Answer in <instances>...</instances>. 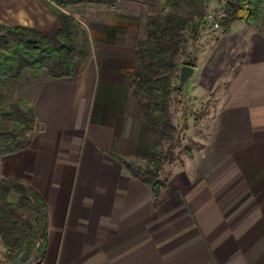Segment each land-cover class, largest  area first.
I'll return each mask as SVG.
<instances>
[{
	"label": "crops",
	"instance_id": "obj_1",
	"mask_svg": "<svg viewBox=\"0 0 264 264\" xmlns=\"http://www.w3.org/2000/svg\"><path fill=\"white\" fill-rule=\"evenodd\" d=\"M166 3L62 8L88 32L90 56L76 75L42 76L28 145L0 155V176L46 200L42 264H264V0L259 24L214 25L198 51L186 83L201 74L198 95L220 92L204 152L171 171L158 197L114 155L141 121L129 84L144 18ZM53 4L16 1L13 15L0 6V22L38 28L56 42Z\"/></svg>",
	"mask_w": 264,
	"mask_h": 264
},
{
	"label": "trees",
	"instance_id": "obj_2",
	"mask_svg": "<svg viewBox=\"0 0 264 264\" xmlns=\"http://www.w3.org/2000/svg\"><path fill=\"white\" fill-rule=\"evenodd\" d=\"M60 27L59 44L40 29L22 24L2 26L0 35V77L16 81L26 69L54 77L72 76L80 72L90 56L91 44L86 29L64 11L74 3L100 5L118 0H51ZM226 16L220 22L228 27L237 20L247 19L259 24L263 0H219ZM208 21V0H167L158 13L144 18V34L138 38L135 65L130 88L140 106V119L152 131L144 165H134L114 154L130 171L146 182L155 197L166 186L161 169L166 153L178 143V128L172 120L170 103L177 70L190 60L179 62L185 43V31L191 29L193 41L200 36ZM6 107L7 110L2 111ZM0 155L14 153L29 143L28 131L35 125L34 106L23 98L6 94L0 88ZM165 141L168 145L164 149ZM48 233L47 203L37 189L7 176L0 177V235L11 264H28L31 258L41 261L46 250ZM38 263V262H37Z\"/></svg>",
	"mask_w": 264,
	"mask_h": 264
},
{
	"label": "rangeland",
	"instance_id": "obj_3",
	"mask_svg": "<svg viewBox=\"0 0 264 264\" xmlns=\"http://www.w3.org/2000/svg\"><path fill=\"white\" fill-rule=\"evenodd\" d=\"M16 1L22 0H0V6L3 8V14L13 15L15 12L14 4ZM215 0H209L210 6L208 9V21L205 27H203V33L195 41L192 40L191 29L188 28L185 31V43L183 52L180 56L179 62L184 60H190L195 65L198 62V51L201 47H207L208 42L214 31V22L218 18V14L222 11V5L216 4ZM79 22V21H78ZM80 23V22H79ZM81 24V23H80ZM11 26L6 22H0V26ZM82 26V24H81ZM84 27V26H83ZM3 28V27H2ZM143 35V33H142ZM59 44V41H56ZM180 68L177 70L179 74ZM44 75L43 72L37 73L32 69H26L24 75L16 81L11 77H0V88L7 94H11L16 98H23L27 106H32V100L35 96L38 84ZM186 83L183 87H180L181 91H176L172 95L170 103V111L172 114V120L178 128L175 140H178L176 146L170 152H166V146L168 141H165L164 152L166 153L165 165L163 164L161 169V178L165 179L171 171H179V169L186 168L190 165L191 161L196 156L201 155L204 152L206 141L208 138L210 119L212 118L211 105L212 100L219 96V87H216L214 91L205 90V97L198 95L196 87H200V77ZM174 87H179V78H174ZM2 108V107H1ZM7 110L6 107L2 108V111ZM1 111V109H0ZM34 127V126H33ZM32 127V128H33ZM32 128L28 131L30 137ZM135 139L129 140L128 144L123 142L121 149V157L130 161L134 165H144L146 162L147 147L151 142L152 131L148 125L139 121L136 124ZM162 171L164 175H162ZM2 177V176H0ZM35 259V260H34ZM36 258H31L28 264H37ZM0 264H11V260L4 247L1 235H0Z\"/></svg>",
	"mask_w": 264,
	"mask_h": 264
},
{
	"label": "water",
	"instance_id": "obj_4",
	"mask_svg": "<svg viewBox=\"0 0 264 264\" xmlns=\"http://www.w3.org/2000/svg\"><path fill=\"white\" fill-rule=\"evenodd\" d=\"M195 74V66L191 64H183L179 72V87H183L186 82Z\"/></svg>",
	"mask_w": 264,
	"mask_h": 264
},
{
	"label": "built area",
	"instance_id": "obj_5",
	"mask_svg": "<svg viewBox=\"0 0 264 264\" xmlns=\"http://www.w3.org/2000/svg\"><path fill=\"white\" fill-rule=\"evenodd\" d=\"M226 16V12L224 10L220 11L218 14V18L217 20L214 22V25L216 27L220 26V22L223 20V18ZM37 264H42V260L40 262H38Z\"/></svg>",
	"mask_w": 264,
	"mask_h": 264
}]
</instances>
